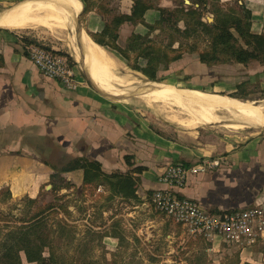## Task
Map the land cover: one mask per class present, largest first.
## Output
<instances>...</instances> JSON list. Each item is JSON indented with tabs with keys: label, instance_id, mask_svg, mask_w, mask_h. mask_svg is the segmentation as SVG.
Returning <instances> with one entry per match:
<instances>
[{
	"label": "crops",
	"instance_id": "crops-1",
	"mask_svg": "<svg viewBox=\"0 0 264 264\" xmlns=\"http://www.w3.org/2000/svg\"><path fill=\"white\" fill-rule=\"evenodd\" d=\"M80 1L85 9L84 1ZM221 2L232 6L233 0ZM247 3L242 9L247 17L244 28L253 34H264V0ZM116 4L117 15L132 13L133 0H116ZM160 6L170 7L167 0H161ZM160 19L155 9L144 17L151 26ZM86 24L88 30L83 28V32L101 34L107 29L104 15L96 10L88 14ZM184 28L180 26L181 31ZM147 34L144 25L126 23L119 30L118 44L122 46L123 38L127 41ZM21 37L14 30L0 28V193L7 192L10 203L24 198L38 200L43 186L49 183L46 187L52 195L88 188L95 193L105 190L110 201L120 199L134 206L144 205L151 203L154 192L165 188L158 177L167 166L194 165L217 157L222 160L221 167L212 173L191 176L179 195L196 201L212 214L264 207V129L208 137L201 129H156L122 97H108L98 91L85 72L77 76L80 85L75 91L44 76L30 60L29 45ZM24 37L42 44L34 36ZM115 58L125 64L117 55ZM176 66L178 62L171 69ZM206 66L196 63L199 69H207ZM165 74L161 72L159 77ZM184 74L189 80L182 85H198L193 75ZM219 85L211 83L210 87ZM126 157L131 158V165ZM77 159L99 163L106 175L132 176L136 199L113 196L107 184L85 187L82 170L59 174L53 169L54 165L60 167ZM137 168L144 171L134 172ZM53 185L63 188L52 193ZM252 260L248 264H253Z\"/></svg>",
	"mask_w": 264,
	"mask_h": 264
},
{
	"label": "rangeland",
	"instance_id": "rangeland-1",
	"mask_svg": "<svg viewBox=\"0 0 264 264\" xmlns=\"http://www.w3.org/2000/svg\"><path fill=\"white\" fill-rule=\"evenodd\" d=\"M24 1L27 0H0V15ZM89 1L103 7L105 11L101 13L107 24L117 16L116 0ZM149 1L161 7V0ZM167 4L170 7L163 8L168 10L184 7V4L191 6L187 5L185 0H167ZM217 5L229 10L233 7L243 9L248 3L247 0H233L232 6H227L220 0ZM216 9L217 6L209 1L204 21L211 23L208 18L214 21L212 11ZM87 16L83 14L79 18L81 27L86 30ZM180 26L184 27V24L180 23ZM14 31L22 36H34L51 50L67 55L74 62L78 77L86 72L83 65L74 58L72 53L74 42L69 31H50L42 27L37 30ZM165 33L156 32L152 39L158 45L166 46L170 42L168 37L170 32ZM198 34L200 37L193 35L184 41L187 43L186 51L194 48L197 52L205 50L208 38L202 32ZM172 36L182 39L179 35ZM127 41L123 38L120 46L126 48ZM107 53L118 63L116 73L121 77V81L113 84V88L122 94L121 97L127 103L146 116L156 129L166 130L171 127L186 132L201 129L206 131L207 137L222 136L224 133L230 135L238 132L254 133L264 129L250 127L246 120L226 111L217 112L215 114L217 120L215 119L213 123L199 124L198 116L187 107L171 102L148 101L143 93L148 85L158 83L229 98L238 95L240 97L237 100L241 102L264 107V65L259 62H251L249 65L220 64L199 69L196 67V63L201 65L199 60H196L198 53H185L178 66L162 71L167 73L161 75L162 81L150 82L141 74L130 70L126 62L123 65L118 61L112 51L107 50ZM140 63L146 64L145 55L142 56ZM184 73L193 75L198 80V85H182L181 82H186ZM216 82L221 85L210 87L211 83ZM242 83L245 84L243 89H237ZM246 125L249 128H246ZM59 184L62 183L59 181ZM47 185L50 184L43 186L41 196L36 201L24 198L10 203L7 192L0 193V264H31L21 251L29 242L39 243V212L42 210L44 214L40 220H43L44 226L41 234L48 245L44 250V257L47 260L45 264H248L252 259L253 264H264V244L252 250L253 248L242 249L240 246L228 247L224 244L213 247L203 240L190 239L181 225L158 213L149 202L134 206L120 199L110 201L105 190L95 193L88 188L72 189L69 192L52 195ZM49 207L54 209L49 210ZM36 223L38 224L34 227ZM115 236H119L120 239L113 238ZM7 249L11 251L12 258L7 254Z\"/></svg>",
	"mask_w": 264,
	"mask_h": 264
},
{
	"label": "trees",
	"instance_id": "trees-1",
	"mask_svg": "<svg viewBox=\"0 0 264 264\" xmlns=\"http://www.w3.org/2000/svg\"><path fill=\"white\" fill-rule=\"evenodd\" d=\"M83 1L86 5L83 12L84 15H88L94 10L99 13L105 11L103 7L97 6L94 2L90 3L89 0ZM189 1L191 6H185L184 4V7L181 6L168 10L153 5L149 0H133L134 6L130 15L119 14L107 24V29L104 33L94 34L89 32V35L95 43L103 48H109L126 62L130 70L140 73L150 82L162 81L159 77L160 72L167 71L173 64L181 61L185 53H198L199 62L208 67L230 63L249 65L251 62H259L264 65V34H253L244 28V22L247 20V17L241 7L239 9L233 7L229 10H224L217 5L220 0ZM209 1L217 6V9L212 11L214 23L204 21ZM153 9L159 11L161 15L160 22L155 26L147 25L144 21L145 14ZM126 23L134 26L139 24L144 25L148 29V34L135 39L129 38L127 47L122 48L118 44L119 30ZM180 23L184 24L185 28L183 31L180 29ZM156 32H166L165 34L170 32L168 34L170 38L169 44L166 46L158 45L152 39L153 34ZM199 32H202L208 38V45L205 50L197 52L194 48L186 51L187 43L184 41H187L193 35H199ZM172 34L179 35L182 39L173 37ZM22 41L26 46L34 43L28 37H23ZM241 42H243V45H241ZM58 54L68 57L61 52H58ZM144 55L146 64L143 66L140 60ZM69 60L74 64L71 58ZM188 80L189 77H185L184 81ZM243 86L245 84L242 83L237 89H243ZM239 97L235 95L231 98L239 99ZM126 162L128 165H131V158L126 157ZM53 169L59 174L82 170L84 172L85 187L93 186L97 188L99 185L107 184L113 196L136 199L133 193L136 182L132 176L122 174L106 175L102 172L101 165L97 162L77 159L60 167L54 165ZM142 171H144L143 168H137L134 172ZM68 187L69 185H66V188ZM62 188V186L53 185L52 193ZM52 208L49 207L48 209L51 210ZM43 214V210L39 212V243L29 242L25 246V249H23L27 261L31 264H45L47 261L44 257V250L48 245L41 234L44 225L40 217ZM37 224L33 226L36 227ZM7 251V254L12 258L11 251L8 249Z\"/></svg>",
	"mask_w": 264,
	"mask_h": 264
},
{
	"label": "bare ground",
	"instance_id": "bare-ground-1",
	"mask_svg": "<svg viewBox=\"0 0 264 264\" xmlns=\"http://www.w3.org/2000/svg\"><path fill=\"white\" fill-rule=\"evenodd\" d=\"M83 9L84 6L80 0H27L7 9L0 15V28L37 30L42 27L50 31H69L73 37L72 53L76 61L87 69L100 89L109 95L121 97L122 94L117 93L113 88V84L121 81V77H118L116 73L118 63L103 47L93 41L89 33L84 31L82 36L78 34L76 17L82 13ZM123 91L126 90L123 89ZM143 93L148 101L171 102L181 107H187L198 116L197 123L199 124L213 123L217 112L226 111L243 118L250 127L264 128L263 106L256 107L253 104L221 95L199 90L179 89L175 86L158 83L148 85ZM247 125L245 127L249 128ZM237 129L242 128L237 127Z\"/></svg>",
	"mask_w": 264,
	"mask_h": 264
},
{
	"label": "built area",
	"instance_id": "built-area-1",
	"mask_svg": "<svg viewBox=\"0 0 264 264\" xmlns=\"http://www.w3.org/2000/svg\"><path fill=\"white\" fill-rule=\"evenodd\" d=\"M27 50L30 60L44 76L68 90L79 88L76 71L68 57L38 42L29 45ZM221 165L222 160L213 157L194 165L167 166L158 177L159 184L165 188L153 193L151 204L158 213L181 225L190 239L203 240L213 247L222 244L242 249L257 247L264 243V207L212 214L178 193L191 176L212 173Z\"/></svg>",
	"mask_w": 264,
	"mask_h": 264
},
{
	"label": "water",
	"instance_id": "water-1",
	"mask_svg": "<svg viewBox=\"0 0 264 264\" xmlns=\"http://www.w3.org/2000/svg\"><path fill=\"white\" fill-rule=\"evenodd\" d=\"M186 3L189 5L190 3H189V1H186ZM80 16L81 15H79V16H77L76 17V19H77V28H78V34L80 35V36H82L83 35V28L81 27V25H80V23H79V18H80ZM211 23H213V19L212 18H209L208 19ZM86 76L88 77V79H89V81L92 83V85L96 88V89H98V91H100V92H102V93H104L105 95H107V96H110V95H108L107 93H105L102 89H100L99 88V86L93 81V79H92V77H91V75L89 74V72L87 71V69H86Z\"/></svg>",
	"mask_w": 264,
	"mask_h": 264
}]
</instances>
